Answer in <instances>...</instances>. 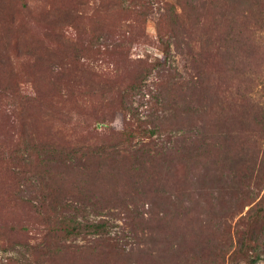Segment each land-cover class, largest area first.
<instances>
[{"label":"rangeland","instance_id":"obj_1","mask_svg":"<svg viewBox=\"0 0 264 264\" xmlns=\"http://www.w3.org/2000/svg\"><path fill=\"white\" fill-rule=\"evenodd\" d=\"M255 1L0 0V264L47 259L31 246L39 244L36 235L46 228L37 213L50 210L49 205L67 217L107 225L105 244L96 248L102 250L100 264H182L190 256V244L181 255L176 252L178 231L184 232L182 213L190 202L179 205L177 192L162 182L168 173H181L189 146L201 144L209 130L208 105L194 85L193 63L206 40L196 20L205 23L222 5L241 16ZM210 3L215 7L206 11ZM175 14L177 24L169 25ZM159 22L169 47L166 64L155 66L140 89L121 94L142 65L164 61L156 41ZM204 28L210 32L207 24ZM238 42L225 44L231 49L228 67L242 64ZM141 58L144 62H138ZM215 87L212 83L211 93ZM260 94L264 100V90ZM211 98L214 112L230 113L231 98L219 95L217 104ZM133 118L131 124L146 133L129 142L119 133ZM95 143L106 144L103 159L67 153ZM99 161L102 183L91 187L88 182L98 178L92 177V167ZM203 173L202 163H196L190 201H202ZM43 199L49 203L41 204ZM205 216L218 230L215 250L232 251L236 243L226 236L224 223L232 228L237 217L228 222L218 214ZM151 238L161 243L151 247ZM62 245L71 251L64 250L65 257L54 264H86L81 254L97 243L87 236ZM257 264H264V255Z\"/></svg>","mask_w":264,"mask_h":264},{"label":"trees","instance_id":"obj_2","mask_svg":"<svg viewBox=\"0 0 264 264\" xmlns=\"http://www.w3.org/2000/svg\"><path fill=\"white\" fill-rule=\"evenodd\" d=\"M210 6L211 3L204 9L207 11ZM225 6H211L212 9L215 7L216 12L208 20L205 19V23L196 20V26H200L202 31L201 36H204L206 40L193 63V70L197 77L194 85L205 96V103L208 105V111H206L210 115L209 130L206 132L208 136L204 133L205 137L201 144L194 142L193 146H189L187 154L183 156L186 163L181 165V173L177 172L175 175L168 173L162 182L165 188L177 192L179 205L184 199L190 202L188 209L182 213L184 232L178 231L181 243L176 252L181 255L189 248V244L191 245L190 256L186 255L182 264H257L264 255V241H261L264 235V100L260 94V91L264 90V0L246 5L245 9H242L241 16H232ZM177 20L179 15L175 14L168 19V23L175 25ZM205 24L208 25L210 32L204 31L208 30L204 28ZM162 26V22L156 25V41L162 46L164 61L155 59L154 63L142 65V70L136 73L133 83L121 94L127 95L133 90L140 89L141 81L155 66L166 64L169 47L163 42L164 38L160 32ZM140 37L143 36L140 35ZM234 39H239L238 45L242 46V64L228 67L225 59L230 60L231 54L228 53L230 48L225 44H229ZM138 62L144 61L141 58ZM233 80H238L237 86L233 84ZM212 83H215L217 87L211 93ZM257 87L261 90L259 91ZM231 88L235 89L234 93ZM219 95L224 97V101L226 98H231L230 113L221 115V112L213 111L211 97L216 102ZM123 100L124 98H121V105ZM133 120L134 118L125 121L124 129L119 133L121 136H126L129 142L140 138L136 135L146 133L141 126L131 124ZM97 124L106 126L103 121ZM110 144L113 147L117 145L116 142ZM55 152L57 150L49 151L53 155ZM60 152L59 156L64 154L65 149L62 148ZM106 152V144L102 143H95L91 147L83 145L82 148L67 149V153H71L72 156L80 153L81 157L85 156L88 159L90 157L103 159ZM99 162V165L92 167L95 168L92 171V177L98 178L88 182L91 187L102 183V179L99 178L101 161ZM196 163H202L204 168V173L201 175L202 197L199 193L202 201L194 199L190 201L194 189L191 170ZM26 165L29 168V164ZM109 169L113 170L110 166ZM31 174L34 176L32 170ZM38 175L42 177V174ZM242 183H247V193L242 192ZM261 191L263 193L260 196ZM212 193H216L217 196L211 197ZM47 202L49 203L48 199H43L41 204ZM49 209L37 213L46 228L41 229L36 235L39 244L31 246L34 254L38 253L40 258H47L41 261L43 262L41 264H54L58 259L61 260L64 250L71 251L67 250L68 247L62 245L63 243L87 236L94 237L97 245L84 251L81 254L82 259L86 264L92 260H95V264H100L102 250L96 248H101L105 241L104 237H107V225L101 221L83 222L67 217L62 211H52L50 205ZM193 211L197 214L191 215L190 212ZM216 214L219 217L217 219L221 221L225 219L229 222L237 217L232 228L230 222L224 223L229 228V232L226 231L227 235L224 233L221 239L224 241L226 235L231 242L235 241L236 246L232 251H222L220 248L218 252L214 248L218 230L211 226L212 221L207 222L209 219L205 215L215 216ZM159 224L161 223L158 221L157 225ZM191 235L197 238L189 242L188 238ZM151 239V247L161 243L156 238ZM112 250L110 252L114 254ZM192 253L199 259H196Z\"/></svg>","mask_w":264,"mask_h":264}]
</instances>
